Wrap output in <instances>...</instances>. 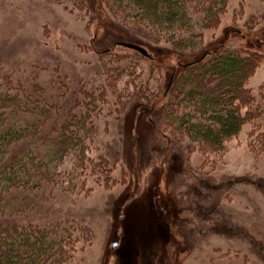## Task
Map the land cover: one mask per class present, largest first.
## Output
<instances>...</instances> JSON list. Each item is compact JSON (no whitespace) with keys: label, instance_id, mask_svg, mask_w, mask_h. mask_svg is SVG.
<instances>
[{"label":"rangeland","instance_id":"1","mask_svg":"<svg viewBox=\"0 0 264 264\" xmlns=\"http://www.w3.org/2000/svg\"><path fill=\"white\" fill-rule=\"evenodd\" d=\"M263 14L264 0H229L215 30L198 27L202 42L178 50L163 40L148 42L98 0H0V70L20 69L43 82L51 69L37 66H59L73 86L99 80L100 54L135 56L138 51L119 43L141 42L160 65L146 78L153 73L164 85L181 63L223 44L264 54ZM263 82L264 60L249 86L257 94ZM160 107L140 106L132 96L120 113L100 120V140L118 156L116 180L109 186L89 181L87 192L45 203L50 213L82 216L93 229V242L73 264H264V152L251 146V126L215 157L181 138L172 141L159 127Z\"/></svg>","mask_w":264,"mask_h":264},{"label":"trees","instance_id":"2","mask_svg":"<svg viewBox=\"0 0 264 264\" xmlns=\"http://www.w3.org/2000/svg\"><path fill=\"white\" fill-rule=\"evenodd\" d=\"M98 1L148 42L163 40L178 50L196 48L203 40L197 28L215 30L229 3ZM204 55L179 65L166 94L162 77L146 78V71H160V65L141 53L110 49L97 58L99 80L73 86L59 66H37L51 69L43 82L20 69L0 70V264H73L93 242L85 218L44 206L87 192L89 181L109 186L116 180L118 156L100 140L99 123L120 113L132 96L140 106L161 103L160 129L200 153L222 156L246 124L251 146L264 152V82L257 94L249 86L264 54L250 45L223 44Z\"/></svg>","mask_w":264,"mask_h":264},{"label":"water","instance_id":"3","mask_svg":"<svg viewBox=\"0 0 264 264\" xmlns=\"http://www.w3.org/2000/svg\"><path fill=\"white\" fill-rule=\"evenodd\" d=\"M119 44L122 45V46L128 47L130 49H134V50L138 51L139 53H141L145 57L152 58V55L142 45H139V44H136V43H131V42H120ZM204 57H205V55L201 56L197 61L203 59ZM175 72H176V70H174L172 75H171V78H170V80H169V82L167 84V87H166L165 94L167 93V91L169 90V88L171 87V85L173 83Z\"/></svg>","mask_w":264,"mask_h":264}]
</instances>
